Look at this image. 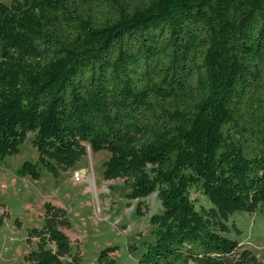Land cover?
Listing matches in <instances>:
<instances>
[{"label":"trees","instance_id":"1","mask_svg":"<svg viewBox=\"0 0 264 264\" xmlns=\"http://www.w3.org/2000/svg\"><path fill=\"white\" fill-rule=\"evenodd\" d=\"M29 132L50 169L107 148V178L157 193L137 264H253L190 189L224 212L264 203V0L0 2V157ZM43 232L29 259L62 264L45 236L64 253L68 236Z\"/></svg>","mask_w":264,"mask_h":264},{"label":"rangeland","instance_id":"2","mask_svg":"<svg viewBox=\"0 0 264 264\" xmlns=\"http://www.w3.org/2000/svg\"><path fill=\"white\" fill-rule=\"evenodd\" d=\"M34 137L29 132L16 151L0 157V264H33L29 255L40 248L49 223L58 224L70 240L64 253L45 236V249L62 264H137L156 239L158 225L152 216L163 211L157 193L133 199L123 178H107V148L86 146L75 164L51 160L56 169H50ZM27 161L40 171L38 179L23 170ZM190 193L196 209L238 242L236 256L249 250L253 264H264V203L253 212H224L200 185H193Z\"/></svg>","mask_w":264,"mask_h":264},{"label":"built area","instance_id":"3","mask_svg":"<svg viewBox=\"0 0 264 264\" xmlns=\"http://www.w3.org/2000/svg\"><path fill=\"white\" fill-rule=\"evenodd\" d=\"M78 176V175H77Z\"/></svg>","mask_w":264,"mask_h":264}]
</instances>
